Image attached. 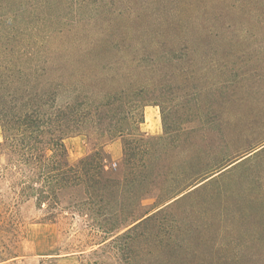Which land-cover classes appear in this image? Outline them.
Returning <instances> with one entry per match:
<instances>
[{
  "label": "rangeland",
  "instance_id": "1",
  "mask_svg": "<svg viewBox=\"0 0 264 264\" xmlns=\"http://www.w3.org/2000/svg\"><path fill=\"white\" fill-rule=\"evenodd\" d=\"M0 20L44 65L23 90L83 100L69 162L106 152L119 184L103 217L49 221L0 172V264H264V0H0Z\"/></svg>",
  "mask_w": 264,
  "mask_h": 264
},
{
  "label": "trees",
  "instance_id": "2",
  "mask_svg": "<svg viewBox=\"0 0 264 264\" xmlns=\"http://www.w3.org/2000/svg\"><path fill=\"white\" fill-rule=\"evenodd\" d=\"M5 32L0 29V160L4 155L7 162L0 163V172L9 177L19 200L33 198L49 211L46 220L81 207L88 208L91 218L95 213L103 217L106 190L119 185L105 170L109 155L94 151L72 164L64 143L81 128L86 115L83 100L76 97L75 105L65 100L62 79L52 90H23L21 85L29 86L26 75L44 65L33 64L23 58L29 53L5 45ZM40 82L44 86L47 81Z\"/></svg>",
  "mask_w": 264,
  "mask_h": 264
}]
</instances>
